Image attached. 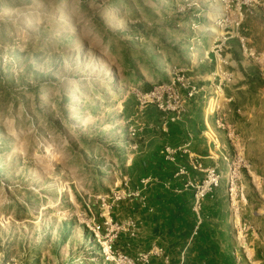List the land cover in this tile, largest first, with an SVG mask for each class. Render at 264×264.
Wrapping results in <instances>:
<instances>
[{"label":"rangeland","instance_id":"rangeland-1","mask_svg":"<svg viewBox=\"0 0 264 264\" xmlns=\"http://www.w3.org/2000/svg\"><path fill=\"white\" fill-rule=\"evenodd\" d=\"M262 14L264 0H0V264H165L130 168L206 108L218 50L260 55ZM189 86L203 89L172 120ZM218 190L232 206L236 187ZM116 233L129 262L102 248Z\"/></svg>","mask_w":264,"mask_h":264},{"label":"crops","instance_id":"crops-1","mask_svg":"<svg viewBox=\"0 0 264 264\" xmlns=\"http://www.w3.org/2000/svg\"><path fill=\"white\" fill-rule=\"evenodd\" d=\"M252 43L253 49L261 55L262 65L255 58L250 57L246 50L242 51L237 45L230 44L231 50L226 57L227 64L222 71L215 66L212 75L203 73L199 76L205 92L215 90L219 83H224V97L227 99L224 103V112H227V121L237 133L239 148L243 151V157L248 164L247 168H241L239 171V182L237 180L234 192L236 199L232 206L227 205L225 199L227 194L219 191L218 188L208 196L215 197L219 206L226 212L206 217L209 223L218 227L214 232L213 246H215L210 254L218 257V264H264V44L260 47ZM225 78L228 81H224ZM195 115L193 110L187 115V126L184 127V137L179 145L171 144L164 139L159 146L154 147V149L159 148L160 155L166 161L168 160L162 153L165 147L187 148L189 153L179 152L174 162L168 161L175 165L176 173L180 166L187 169L188 175L177 177L181 179L183 190L188 178L202 181L205 177L204 171L194 169L195 161L203 170L215 168L222 175V180L226 181L228 165L225 158L227 154L230 157L235 154L233 144L226 131L218 128L214 115H208L206 108L200 111V121H195ZM185 130L188 131L187 135ZM150 142L152 140L148 142V150L153 151L154 149H149ZM156 180L145 178L135 186V189L140 191L142 197L140 200L144 207L146 200L142 192L147 189L150 182ZM165 186L169 188L168 184ZM152 211L153 209H150V212ZM196 214L199 224L201 218L199 212ZM242 222H247L252 227L245 243H240L237 238L238 226ZM196 230L197 227L184 246L178 248L180 253L178 264H183L186 254L191 252L195 255L198 253V247L205 248L198 246L194 249L193 238ZM158 240L157 237L152 240L149 249H161L165 253ZM165 264H169L168 256Z\"/></svg>","mask_w":264,"mask_h":264},{"label":"trees","instance_id":"trees-1","mask_svg":"<svg viewBox=\"0 0 264 264\" xmlns=\"http://www.w3.org/2000/svg\"><path fill=\"white\" fill-rule=\"evenodd\" d=\"M162 82L166 83L167 80L163 79ZM138 88L142 93H149L153 89V83L142 82ZM200 111L196 112L195 121H200ZM184 127L181 122L167 121V133L164 139L171 144L179 145L184 137ZM153 145L154 142H150L149 149ZM118 159L120 162L122 161L121 158ZM96 169H94V175H102V172ZM130 170L131 176L136 180L135 186L145 178L157 179L150 182L147 189L142 192L143 196L145 195L146 206L142 208L138 202H135L134 206L135 210L142 211V222L150 232L146 238L148 246L156 237L159 238V245L165 250L169 264H178L180 262L178 248L184 246L197 227L196 235L193 238L194 249L198 246H205L206 249L198 247L197 254L192 255L191 252L186 254L183 264H218V257L210 255L215 246H213L214 232L216 229L218 230V227L209 223L206 217L226 212L219 206L215 197H206L201 203L199 210L201 219L198 224V216L193 211L195 202L193 192L183 190L181 179L175 177V165L160 155L159 148L142 153L138 160L133 161ZM103 182H105L103 179L98 181L100 185ZM166 184L169 185V188L165 186ZM150 209L153 211L149 212ZM149 264H163V262L151 257Z\"/></svg>","mask_w":264,"mask_h":264},{"label":"built area","instance_id":"built-area-1","mask_svg":"<svg viewBox=\"0 0 264 264\" xmlns=\"http://www.w3.org/2000/svg\"><path fill=\"white\" fill-rule=\"evenodd\" d=\"M226 25H227V22H225V26ZM243 40L244 39L241 38L242 42ZM242 46L244 47V45ZM218 53L219 54H217V56L219 57V59L217 58V61L220 62V65L218 66V70L222 71V67L227 64L226 57L223 58V56L220 54L221 53L220 50H218ZM250 56L252 58H255L260 65L263 64V61L261 60V55H256V52H253L251 50ZM224 81H228V79L225 78ZM188 89L189 90H188L187 95L183 99H181V102H182L181 107L179 109L172 108V111L174 112V115H175L174 116L175 118L173 117L172 120L180 119L181 114L185 112L184 104L191 98L195 97L198 93H200V91H202V89L198 88L197 86H189ZM145 96L152 97V96H156V94L153 91V92H150L149 94H146ZM204 97L206 98L207 96L204 95ZM175 99H180V96L176 94ZM225 102H227V99L224 97V83L221 82L215 87V90L212 93V95L209 96L208 101H207L206 111L208 115L210 116L214 115L216 117L218 128L226 131L227 136L229 140L231 141V143L233 144L234 149H235V154L232 157L225 158V161L228 162V172L226 174V181H227L226 183L229 189L232 190L233 187L234 188L236 187L240 169L247 168L248 164L243 157V151L241 150V148H239L237 133L234 127L231 126V124H229L227 121V112L226 113L224 112ZM179 152L189 153L187 148H182V147L172 148L169 146L165 147L162 153L164 154L165 158L168 161L174 162L175 156ZM193 167L194 169L204 171L205 173V177L202 181H196V180L188 178L187 182L184 185L185 190H192L194 192L195 202H194L193 210L197 213L200 210L201 203L203 202V200L206 197L211 196L214 193V191L221 186L222 175L219 172H217L215 168H208V169L203 170L202 166L196 161L194 162ZM186 175H188L187 169L183 166H180L175 176L179 177V176H186ZM127 183L128 182H125L126 185ZM132 195L136 197H140V191L137 190ZM120 199L121 198H117V200H120ZM128 225L130 227L131 235L134 236L135 230L137 228L136 222L134 220H130ZM119 229L120 228L117 227V231H119ZM251 231H252V227L249 223L242 222L239 224L238 231H237V238L240 241V243H245L246 238ZM115 238H117V233L112 238H109V240H106L101 244L107 256V259H114L117 256L119 260L124 261V262H129V259L126 256L122 254L116 255L115 252L113 251L112 247H113V242ZM153 254L157 256L162 255L163 251L161 249H155ZM150 255L151 253L144 254L142 256V260L146 263H149Z\"/></svg>","mask_w":264,"mask_h":264}]
</instances>
